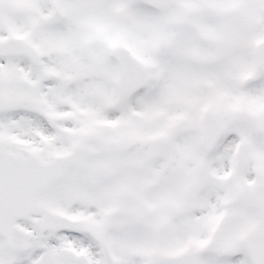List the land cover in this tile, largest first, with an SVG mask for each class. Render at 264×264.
I'll list each match as a JSON object with an SVG mask.
<instances>
[{"label": "snow or ice", "instance_id": "obj_1", "mask_svg": "<svg viewBox=\"0 0 264 264\" xmlns=\"http://www.w3.org/2000/svg\"><path fill=\"white\" fill-rule=\"evenodd\" d=\"M0 264H264V0H0Z\"/></svg>", "mask_w": 264, "mask_h": 264}]
</instances>
